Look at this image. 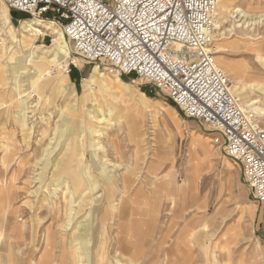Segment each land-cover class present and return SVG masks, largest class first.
Masks as SVG:
<instances>
[{"label":"rangeland","instance_id":"374dc122","mask_svg":"<svg viewBox=\"0 0 264 264\" xmlns=\"http://www.w3.org/2000/svg\"><path fill=\"white\" fill-rule=\"evenodd\" d=\"M0 12L15 28L0 26V264H264V208L206 125L62 35L67 57L48 61L58 27ZM25 20L33 36L16 30ZM216 25L210 48L231 92L264 107V0H218Z\"/></svg>","mask_w":264,"mask_h":264},{"label":"built area","instance_id":"2783aa9c","mask_svg":"<svg viewBox=\"0 0 264 264\" xmlns=\"http://www.w3.org/2000/svg\"><path fill=\"white\" fill-rule=\"evenodd\" d=\"M0 4L30 19L51 21L78 57L105 61L117 77L132 76L164 91L185 118L207 126L211 141L239 165L252 199L264 207V126L231 92L230 79L210 48L218 0Z\"/></svg>","mask_w":264,"mask_h":264},{"label":"bare ground","instance_id":"6f19581e","mask_svg":"<svg viewBox=\"0 0 264 264\" xmlns=\"http://www.w3.org/2000/svg\"><path fill=\"white\" fill-rule=\"evenodd\" d=\"M1 6H4V4H0V7ZM237 12L241 13V16L244 15V13H242L240 10H238ZM50 23H52L51 21H48ZM9 20H8V17L6 15V13H2L0 12V26L1 28L5 27L4 32L6 34H8L10 37H13L12 34V30H15V28L12 27L11 24H9ZM53 24V23H52ZM54 25V24H53ZM217 26V25H216ZM215 26V27H216ZM2 30V29H1ZM16 30L19 32L20 36L22 35H25V33L27 34H33L35 32V27L30 24L29 22H24V23H21L20 27L19 28H16ZM3 32V31H2ZM61 35L62 33L59 35V36H55L53 39H52V44H51V47H46L42 50V52L44 54H46L45 56H51V57H48V61L50 62H53V61H56V60H65V58L67 57L68 55V51H67V47L66 45L62 42V38H61ZM214 35V33H213ZM63 37V36H62ZM64 38V37H63ZM16 39V38H15ZM16 41H19V43L21 42V39H16ZM22 43V42H21ZM40 47V46H38ZM37 47V48H38ZM30 50V49H29ZM27 51V54L25 57L29 58V56H32V51ZM215 52V51H214ZM94 73H97V70L95 69L94 70ZM115 75V74H114ZM94 76V75H93ZM92 76V77H93ZM116 76V75H115ZM117 77V76H116ZM118 78V77H117ZM235 90V88H234ZM235 94H237L236 90H235ZM253 110H255L259 115H263L264 116V108H261V107H258V106H254L253 107ZM99 134V133H98Z\"/></svg>","mask_w":264,"mask_h":264},{"label":"crops","instance_id":"0c3cea01","mask_svg":"<svg viewBox=\"0 0 264 264\" xmlns=\"http://www.w3.org/2000/svg\"><path fill=\"white\" fill-rule=\"evenodd\" d=\"M7 16H8V19H9V21H10V18H9V14H8V12H7ZM24 22H29L30 24H32L30 21H27V20H25V21H21L20 22V25H21V23H24ZM33 25V24H32ZM34 26V25H33ZM35 27V26H34ZM35 29H37L36 27H35ZM36 31V30H35ZM28 35H30V34H28ZM32 36L34 35V33L33 34H31ZM26 37H27V35H26ZM252 43V42H251ZM253 48V47H252ZM256 59H257V61L259 62V65H260V67L262 68V65H261V63L260 62H262L263 64H264V43H262V46H259V48L257 49V56H256ZM263 67H264V65H263ZM33 72V71H32ZM250 84H253V83H249V84H246V85H244V86H246V87H248V85H250ZM73 85V84H72ZM235 88V87H234ZM235 91V90H234ZM139 97L144 101V100H148L149 98L144 94V93H140L139 94ZM247 100H243V102H245V106L247 107L246 109H248V108H250L249 107V104L246 102ZM262 106H264V104H262ZM261 108H264V107H261ZM253 110V109H252ZM252 112H254V113H256L257 115H259L255 110H253ZM260 116H263V115H260ZM70 155L67 157L69 160H70ZM59 163H60V161H58ZM236 165L239 167V165L236 163ZM239 169H240V167H239ZM59 171H60V173L62 172L63 174H69L70 175V181H84L83 180V178L82 177H80L81 175L80 174H74L73 172L75 171L74 170V168L72 167V166H67L64 162H61V165H60V167H59ZM74 175V177H72ZM113 179L112 178H110L109 179V182L110 181H112ZM113 182H114V180H113ZM128 180H126L125 178L122 180V184H121V190L123 191V192H126L127 190H128ZM95 187H96V185H95V183H93L90 187H89V189H88V191H93L94 189H95ZM95 206V208L96 209H98L99 207L97 206V205H94ZM112 205L110 204V205H108V207H106V208H110ZM262 207V206H261ZM262 208H264V207H262ZM139 234V233H138ZM49 246H53V241H52V239L49 241ZM167 253H169V252H167L166 251V254ZM96 253H95V257H96ZM104 255V254H103ZM103 255H99L98 254V258L96 259V261L97 262H107L108 264H111V263H114V264H119V260H112V259H108V258H106L105 259V257L103 256ZM10 264H12V259H10ZM39 262V261H38ZM29 264H38L36 261H34L33 260V257H32V255L30 254L29 255ZM50 264V263H49Z\"/></svg>","mask_w":264,"mask_h":264},{"label":"trees","instance_id":"16d2710c","mask_svg":"<svg viewBox=\"0 0 264 264\" xmlns=\"http://www.w3.org/2000/svg\"><path fill=\"white\" fill-rule=\"evenodd\" d=\"M22 15H24L23 13H21ZM26 15V14H25Z\"/></svg>","mask_w":264,"mask_h":264}]
</instances>
